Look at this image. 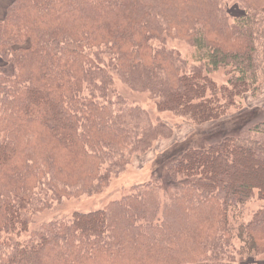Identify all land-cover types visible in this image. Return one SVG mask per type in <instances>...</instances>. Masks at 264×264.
<instances>
[{"label": "trees", "instance_id": "16d2710c", "mask_svg": "<svg viewBox=\"0 0 264 264\" xmlns=\"http://www.w3.org/2000/svg\"><path fill=\"white\" fill-rule=\"evenodd\" d=\"M12 0L0 19V264H228L264 252V121L169 166L101 209L42 224L34 214L103 190L173 128L114 86L149 92L159 112L220 120L260 92L264 0ZM191 43L200 66L166 42ZM224 68L226 83L210 72ZM264 76V75H263ZM262 77V79H261ZM263 86V85H262Z\"/></svg>", "mask_w": 264, "mask_h": 264}, {"label": "rangeland", "instance_id": "374dc122", "mask_svg": "<svg viewBox=\"0 0 264 264\" xmlns=\"http://www.w3.org/2000/svg\"><path fill=\"white\" fill-rule=\"evenodd\" d=\"M0 2L2 6L6 3V0H0ZM224 5L232 22L245 13L238 0H224ZM6 13L7 11L0 19H3ZM166 46L177 51L187 61L188 69L201 65L195 56V47L188 41L171 38L167 40ZM2 64L0 60V66ZM209 74L218 85L224 84L228 80L226 70L222 67ZM114 75L116 76L114 77V86L117 92L128 102L130 101L146 109L154 121L161 119L167 122L173 128V136L160 138L146 152L134 155L125 169L118 175L112 176L109 184L100 192L92 195L85 194L79 197L64 198L52 208L34 214L29 231L23 233L19 240L30 238L31 234L39 230L42 224L53 219H68L77 211L88 212L104 208L111 201L121 199V197L128 194L136 184L158 180L162 186H167L171 181L169 166L185 150L190 147H209L226 136H237L243 130L264 121V73L261 75L263 79L261 77L260 92L254 94L249 92L239 100L242 108H232L229 114L220 120L205 124H192L172 113L159 112L156 109L155 100L149 92L134 91L123 83L116 74ZM262 206H264V201L255 196L244 207L242 220L245 222L250 221L254 212ZM240 244L241 242L238 239L233 241L234 259L233 262L228 264H264V252L263 254L240 255L238 253Z\"/></svg>", "mask_w": 264, "mask_h": 264}, {"label": "crops", "instance_id": "0c3cea01", "mask_svg": "<svg viewBox=\"0 0 264 264\" xmlns=\"http://www.w3.org/2000/svg\"><path fill=\"white\" fill-rule=\"evenodd\" d=\"M11 2H12V0L11 1L10 0H6V3L4 5L1 6V4H0V17L5 14V11H7V8L6 7H8Z\"/></svg>", "mask_w": 264, "mask_h": 264}]
</instances>
